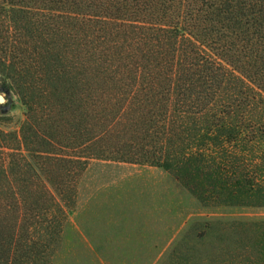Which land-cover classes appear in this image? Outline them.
<instances>
[{
	"label": "trees",
	"instance_id": "1",
	"mask_svg": "<svg viewBox=\"0 0 264 264\" xmlns=\"http://www.w3.org/2000/svg\"><path fill=\"white\" fill-rule=\"evenodd\" d=\"M0 81L26 115L10 135L25 153L0 159V264L39 254L29 229L89 158L264 207V0H0ZM198 238L186 264H264V221Z\"/></svg>",
	"mask_w": 264,
	"mask_h": 264
},
{
	"label": "rangeland",
	"instance_id": "2",
	"mask_svg": "<svg viewBox=\"0 0 264 264\" xmlns=\"http://www.w3.org/2000/svg\"><path fill=\"white\" fill-rule=\"evenodd\" d=\"M0 98L7 164L10 152L25 153L11 136L19 140L26 115L14 92L0 90ZM64 197L29 229L39 254L27 264H186L205 222L264 221V207L204 205L162 169L98 158H89Z\"/></svg>",
	"mask_w": 264,
	"mask_h": 264
},
{
	"label": "water",
	"instance_id": "3",
	"mask_svg": "<svg viewBox=\"0 0 264 264\" xmlns=\"http://www.w3.org/2000/svg\"><path fill=\"white\" fill-rule=\"evenodd\" d=\"M1 100H3V99L0 98V101H1Z\"/></svg>",
	"mask_w": 264,
	"mask_h": 264
}]
</instances>
